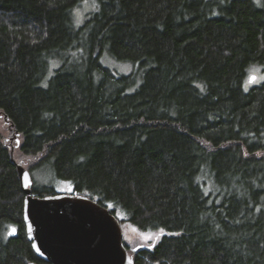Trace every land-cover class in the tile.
Listing matches in <instances>:
<instances>
[{
    "label": "trees",
    "instance_id": "trees-1",
    "mask_svg": "<svg viewBox=\"0 0 264 264\" xmlns=\"http://www.w3.org/2000/svg\"><path fill=\"white\" fill-rule=\"evenodd\" d=\"M87 1L0 0V119L18 144L0 130V264L43 263L25 164L35 196L65 183L157 232L126 245L134 264H264V84L244 89L264 67V7L95 0L78 24ZM106 55L134 71L115 76Z\"/></svg>",
    "mask_w": 264,
    "mask_h": 264
},
{
    "label": "water",
    "instance_id": "water-1",
    "mask_svg": "<svg viewBox=\"0 0 264 264\" xmlns=\"http://www.w3.org/2000/svg\"><path fill=\"white\" fill-rule=\"evenodd\" d=\"M17 171L26 196L27 238L42 264H134L122 225L109 208L86 196L37 197L32 193L31 173L21 165Z\"/></svg>",
    "mask_w": 264,
    "mask_h": 264
},
{
    "label": "rangeland",
    "instance_id": "rangeland-1",
    "mask_svg": "<svg viewBox=\"0 0 264 264\" xmlns=\"http://www.w3.org/2000/svg\"><path fill=\"white\" fill-rule=\"evenodd\" d=\"M253 1L260 8L264 7V0H253ZM92 4L96 6L95 10ZM97 8H98V3L95 0L87 1V4L81 7L80 10L76 12V18H77L78 24L84 21V18L88 13L89 14L93 13L94 11L97 10ZM102 64L106 68L110 69L114 73L115 76L131 74L135 69L134 65L130 63H126V62L116 61L115 59L107 55L103 57ZM253 76L257 78L255 82H252L250 80V78ZM262 84H264V67L253 66L248 71V78L245 82L244 89L246 92H248L255 87L261 86ZM0 130L2 131V135L5 138V140H7L8 144L18 146L17 142L13 139V135L10 134V132L8 131L9 129L5 125V122L3 119H0ZM13 151L14 153L16 152L15 149ZM15 160L19 162L24 161L23 159L21 160V157L19 156V154H16V153H15ZM25 165L24 167L28 170L29 166H27V164ZM54 186L59 189L58 192H60L61 194H71V189L68 184L64 183V184H57ZM122 230H123L125 244L131 250H133V248H135L136 246H149L152 244L154 240L158 238L157 232H154V231L143 232L128 223L122 225Z\"/></svg>",
    "mask_w": 264,
    "mask_h": 264
},
{
    "label": "snow or ice",
    "instance_id": "snow-or-ice-1",
    "mask_svg": "<svg viewBox=\"0 0 264 264\" xmlns=\"http://www.w3.org/2000/svg\"><path fill=\"white\" fill-rule=\"evenodd\" d=\"M256 79H257V78L254 77V76L250 78V80H251L252 82H255ZM25 178H27V174H25ZM13 231H14V230H13ZM160 232L163 233V229H161ZM149 238H150V237H149Z\"/></svg>",
    "mask_w": 264,
    "mask_h": 264
}]
</instances>
